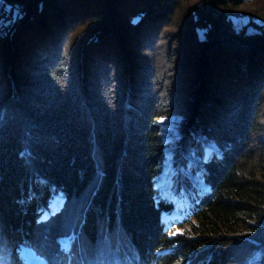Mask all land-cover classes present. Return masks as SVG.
I'll list each match as a JSON object with an SVG mask.
<instances>
[{
	"label": "trees",
	"instance_id": "obj_1",
	"mask_svg": "<svg viewBox=\"0 0 264 264\" xmlns=\"http://www.w3.org/2000/svg\"><path fill=\"white\" fill-rule=\"evenodd\" d=\"M246 1L0 0V264L264 261V23L230 20ZM171 116L218 149L186 138L205 189L176 179L182 209L154 186Z\"/></svg>",
	"mask_w": 264,
	"mask_h": 264
},
{
	"label": "rangeland",
	"instance_id": "obj_2",
	"mask_svg": "<svg viewBox=\"0 0 264 264\" xmlns=\"http://www.w3.org/2000/svg\"><path fill=\"white\" fill-rule=\"evenodd\" d=\"M230 20L233 23V26L236 30H238L242 25H246L248 23V21H253L255 23H264V2H261L260 0H248L246 1L243 5L239 6L238 8H236L235 10L232 11V13L230 14ZM251 31V30H249ZM171 117H176V116H171ZM181 117V116H180ZM170 118V117H169ZM160 119H168V118H160ZM174 118H172V124H173ZM182 121V125H175L177 127H169V128H163V127H159V131L161 133V138L165 137L167 140V144H166V148H168L169 146H173V149L168 148L167 151H172L171 153H173L172 155V159H173V166H174V172H177V175L180 176H184L185 179L188 178L191 183L197 188V189H205V185L203 183V181L198 177L192 175V173L190 172V170L185 169V167H181L180 166V162H177V158H176V154L177 152H181L182 155H184L183 157L186 159V161L191 162V165L194 166L197 165L199 162V158L196 157L194 155V153L192 152V148H190V145L187 146L185 144V140L186 138L189 139V141H191V145L194 143L193 141H201L203 138V136L194 129V127H190L188 122H186L183 118H181ZM165 132V133H164ZM167 132V133H166ZM166 134V136H165ZM168 136V137H167ZM173 137V138H171ZM169 140H168V139ZM204 143V142H203ZM206 145H210L213 146V148H216V145L213 144L211 145L209 142L208 144H204V146L202 145V143L197 144L200 152L202 155H204L205 150L207 151L205 153V157L208 156L210 154H212V152L209 154L208 152V148ZM205 147V148H204ZM194 158H198L197 161H195ZM165 160V157H164ZM190 165V166H191ZM164 166V164H163ZM166 168V166H164ZM185 169V170H184ZM162 174V172H161ZM175 177L173 176L171 177V180L175 181ZM155 180V179H154ZM155 188L157 189L158 193L159 191L162 193L161 190V186H160V177H157V180L155 181ZM176 191V193L178 194L175 186H173L172 188V192ZM168 195V194H167ZM179 195L180 196H185V194L183 193V190L180 189L179 190ZM177 195L176 199L173 198L172 200V204L173 201L176 203V205H174L175 207H179V209H182V198ZM166 198H171V197H166ZM165 198V199H166ZM175 199V200H174ZM60 206V199L59 197H55L52 202H51V208H57ZM174 217H177L179 215V211L174 210L172 212ZM168 219V218H167ZM26 255L28 257L29 260V264H44L40 259H38L36 256H34V254L30 251H26ZM248 264H264V261L262 260V258L259 257L258 253L253 254V256L249 259Z\"/></svg>",
	"mask_w": 264,
	"mask_h": 264
},
{
	"label": "water",
	"instance_id": "obj_3",
	"mask_svg": "<svg viewBox=\"0 0 264 264\" xmlns=\"http://www.w3.org/2000/svg\"><path fill=\"white\" fill-rule=\"evenodd\" d=\"M214 14L220 19V16H219V14L218 13H216V12H214ZM220 25H221V27H223V23H222V21H221V19H220ZM224 33H225V35H226V37L229 39V40H232L231 39V37L224 31ZM255 40V38L253 39V41ZM172 118H174V119H176L177 121H180L181 122V124L180 125H182V121H181V117L180 116H176V117H170V118H168V119H155L154 121H155V123H156V125H158L159 127L161 126V127H163V124L164 123H168ZM178 124V125H179ZM173 127V126H172ZM174 127H177V126H174ZM168 137V136H167ZM171 138H173V137H171ZM203 139V141H205V143L206 144H208V142H207V139H206V137L205 136H203L202 137ZM162 140H163V143L166 145L167 144V140H166V138L165 137H162ZM169 140V139H168ZM204 143V144H205ZM204 144H203V146H204ZM207 146V145H206ZM209 147L211 148V146L209 145ZM168 148H170V149H173V146H169ZM168 148H166V149H164L163 150V152H164V157H165V160L163 161V164H165V163H167L166 162V159H167V149ZM172 152V151H171ZM193 152V151H192ZM172 155H173V153H171V155H170V161H171V163H172V165H173V159H172ZM212 156V154H210L209 155V157L208 156H206L205 157V159H208V158H210ZM195 159V161H197L198 160V158H194ZM173 167V166H172ZM191 169V166L189 165V169L188 170H190ZM172 170H174V167H173V169ZM185 170V169H184ZM164 171V167L162 166V170H161V172H163ZM160 175H161V173H160ZM159 175V176H160ZM173 176H176L175 177V180L176 179H179V175H177V172H173ZM172 176V177H173ZM157 180V178H155V181ZM175 183V181L174 180H171V177H169V185H168V189H167V193H166V195H163V194H161V192L159 191V195H160V197L161 198H166V197H171V198H169L170 200H171V202H172V200H173V198H175L176 196H177V193H176V191H174V192H172V188H173V186L175 185L174 184ZM168 194V195H167ZM176 199V198H175ZM174 199V200H175ZM173 204L174 205H176V203L173 201Z\"/></svg>",
	"mask_w": 264,
	"mask_h": 264
},
{
	"label": "bare ground",
	"instance_id": "obj_4",
	"mask_svg": "<svg viewBox=\"0 0 264 264\" xmlns=\"http://www.w3.org/2000/svg\"><path fill=\"white\" fill-rule=\"evenodd\" d=\"M175 121H173V124H172V119L168 122V123H164L163 124V128H169V127H172V126H175V125H178L179 123L181 124V122L180 121H177L176 119H174ZM179 124V125H180ZM165 133V132H164ZM167 133V132H166ZM165 136H166V134H165ZM168 139V138H167ZM202 142H204L205 143V141H203V140H201ZM203 143V144H204ZM211 145H213V144H211ZM207 148H208V151L210 150V152H209V154L212 152V153H214L215 151H217L218 149H217V147L216 148H213V146H211V148L209 147V145H207ZM170 155H171V152L170 151H168L167 152V159H166V162L167 163H165L164 164V166H166V168L164 167V171L162 172V174L159 176L160 177V186H161V190H162V193L161 194H163V195H166V193H167V189H168V185H169V177H172L173 176V172H174V170H172L173 169V165H172V163H171V157H170ZM190 163V165H191V162H189ZM173 166V167H172ZM191 167H192V165H191ZM177 197V196H176ZM175 197V198H176Z\"/></svg>",
	"mask_w": 264,
	"mask_h": 264
}]
</instances>
